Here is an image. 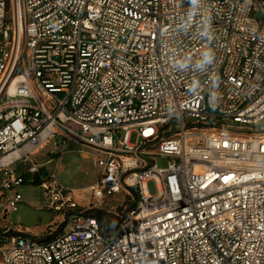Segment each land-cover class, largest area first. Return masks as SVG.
<instances>
[{
    "label": "built area",
    "instance_id": "1",
    "mask_svg": "<svg viewBox=\"0 0 264 264\" xmlns=\"http://www.w3.org/2000/svg\"><path fill=\"white\" fill-rule=\"evenodd\" d=\"M51 143L106 155L89 204ZM37 176L46 239L11 221ZM122 191L108 234L86 207ZM0 216V264H264V0H0Z\"/></svg>",
    "mask_w": 264,
    "mask_h": 264
},
{
    "label": "rangeland",
    "instance_id": "2",
    "mask_svg": "<svg viewBox=\"0 0 264 264\" xmlns=\"http://www.w3.org/2000/svg\"><path fill=\"white\" fill-rule=\"evenodd\" d=\"M135 140L136 136L134 135L132 141L134 142ZM62 146L63 144H61L60 147L53 143L50 145L46 144L35 155L33 160L41 166H45L46 169L44 170H47L50 173L55 171L60 183L65 188L75 193L78 202L89 204L91 198V186L96 184L100 179L106 155L89 148L82 149V147L80 148V146L74 143L68 144L63 151ZM50 159L53 160L49 161ZM168 161V158L159 157L157 159V163L161 167L167 166ZM17 170L18 172H26L27 166H19ZM148 187L152 194L158 192L157 182L155 180H150ZM18 192L22 195V202L38 209L46 208L47 200L49 198L47 196V191L42 184L27 182L12 190L10 194L14 196ZM123 198L124 194H114L105 202L103 207L113 211L120 210L119 214L122 215L121 208L124 203ZM111 199L119 200L112 201ZM128 204L132 203L128 202ZM53 216L54 219L52 220V223L55 220L56 223L62 218V212L54 211ZM0 218L2 222H4L5 217L0 216ZM49 224L31 227L17 223L13 225V228L17 232L25 231L39 234L45 239L47 238L46 234L50 231V228L57 227V224ZM61 227L62 225L58 227V230H60Z\"/></svg>",
    "mask_w": 264,
    "mask_h": 264
},
{
    "label": "trees",
    "instance_id": "3",
    "mask_svg": "<svg viewBox=\"0 0 264 264\" xmlns=\"http://www.w3.org/2000/svg\"><path fill=\"white\" fill-rule=\"evenodd\" d=\"M47 173V170L44 171V174ZM34 183L41 184L42 178L40 176H37ZM116 194H124L123 198V207L121 208L122 215L119 214L120 210H109L105 207L97 208V210L91 209L90 207H86L88 212L94 216H96L99 221L101 222L102 228L104 231L108 234H112L117 231L119 223L123 216L126 214H129L132 210L136 208L137 205V196L136 194H129L128 192L122 191L120 193ZM112 201H116L119 199H111ZM128 202L132 204H128ZM59 221L53 224L59 225ZM51 236L50 233L47 232L46 237ZM46 239V238H45Z\"/></svg>",
    "mask_w": 264,
    "mask_h": 264
},
{
    "label": "water",
    "instance_id": "4",
    "mask_svg": "<svg viewBox=\"0 0 264 264\" xmlns=\"http://www.w3.org/2000/svg\"><path fill=\"white\" fill-rule=\"evenodd\" d=\"M53 220V214L47 209H38L24 202H20L15 210L11 213V221L13 224L20 223L25 226H39L49 224ZM3 229L0 228V234ZM14 235L15 232L8 233Z\"/></svg>",
    "mask_w": 264,
    "mask_h": 264
},
{
    "label": "flooded vegetation",
    "instance_id": "5",
    "mask_svg": "<svg viewBox=\"0 0 264 264\" xmlns=\"http://www.w3.org/2000/svg\"><path fill=\"white\" fill-rule=\"evenodd\" d=\"M51 224H53V223L51 222ZM49 225H50V224H49ZM51 229H53V228H50V230H51ZM57 231H59V230H57ZM24 233H25V231L16 232L17 235H23Z\"/></svg>",
    "mask_w": 264,
    "mask_h": 264
}]
</instances>
